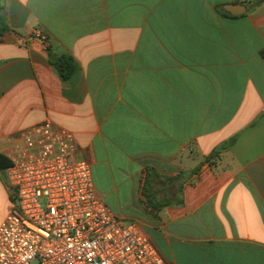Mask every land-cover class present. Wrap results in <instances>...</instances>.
Here are the masks:
<instances>
[{
	"label": "crops",
	"instance_id": "0c3cea01",
	"mask_svg": "<svg viewBox=\"0 0 264 264\" xmlns=\"http://www.w3.org/2000/svg\"><path fill=\"white\" fill-rule=\"evenodd\" d=\"M257 1L0 0V223L9 153L48 122L165 262L264 264ZM47 50L79 71L61 80Z\"/></svg>",
	"mask_w": 264,
	"mask_h": 264
},
{
	"label": "built area",
	"instance_id": "2783aa9c",
	"mask_svg": "<svg viewBox=\"0 0 264 264\" xmlns=\"http://www.w3.org/2000/svg\"><path fill=\"white\" fill-rule=\"evenodd\" d=\"M9 160L12 208L0 223V264H170L136 222L96 196L68 132L48 122L31 127Z\"/></svg>",
	"mask_w": 264,
	"mask_h": 264
},
{
	"label": "trees",
	"instance_id": "16d2710c",
	"mask_svg": "<svg viewBox=\"0 0 264 264\" xmlns=\"http://www.w3.org/2000/svg\"><path fill=\"white\" fill-rule=\"evenodd\" d=\"M261 0L257 1L256 4L260 3ZM48 56H49V63L53 70L56 72L58 77L61 80H67L70 77L74 76L78 71H79V66L77 63L73 60V58L69 55H60V56H55L52 54L49 50H47ZM1 158V156H0ZM6 165H10L9 162H6ZM7 166V167H8ZM145 198L147 199V203L149 207H151L152 210H157L161 206V204H154V202L150 201V197L146 195V191L143 194Z\"/></svg>",
	"mask_w": 264,
	"mask_h": 264
},
{
	"label": "water",
	"instance_id": "95a60500",
	"mask_svg": "<svg viewBox=\"0 0 264 264\" xmlns=\"http://www.w3.org/2000/svg\"><path fill=\"white\" fill-rule=\"evenodd\" d=\"M237 5H231V7H236ZM228 12H230L231 14H235V13H233L232 11H228ZM244 12V11H243Z\"/></svg>",
	"mask_w": 264,
	"mask_h": 264
}]
</instances>
